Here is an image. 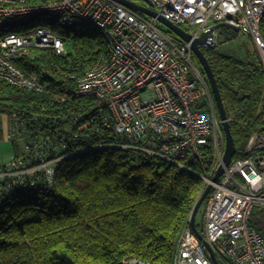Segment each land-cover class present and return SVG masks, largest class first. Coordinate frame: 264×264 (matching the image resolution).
<instances>
[{
    "label": "built area",
    "instance_id": "built-area-1",
    "mask_svg": "<svg viewBox=\"0 0 264 264\" xmlns=\"http://www.w3.org/2000/svg\"><path fill=\"white\" fill-rule=\"evenodd\" d=\"M150 1L147 6L159 16L195 27L188 30L194 37L218 22L237 27L253 37L264 62V0H232L238 10L227 0ZM43 15L52 17H46L47 26L36 22H44ZM56 25L77 32L94 26L106 38L109 54L101 55L81 76L74 75L75 93L56 92L55 101L69 102L72 95L96 97L109 107L116 133L128 140L123 147L145 150L194 173L193 164L203 160L208 144L212 146L214 163L199 175L204 186L198 200L211 185L201 234L219 264H264V232L256 225L264 221V126L251 134L248 156L226 165L220 141L223 121L193 60L191 43L164 31L158 16L146 17L115 0H0V78L22 89L49 90L52 84L42 82V74H27L16 61L37 48L67 54V40L52 29ZM18 113L9 115L8 137L23 145L24 154L0 169V194L20 187L27 178L35 185L40 172L51 180L58 162L77 144L75 137L67 138L68 128L49 135L30 128ZM66 120L76 124L78 117ZM107 121L104 118V124ZM221 166L223 172L214 181ZM190 220L179 236L173 264H216ZM126 263L152 264L138 258Z\"/></svg>",
    "mask_w": 264,
    "mask_h": 264
},
{
    "label": "trees",
    "instance_id": "trees-1",
    "mask_svg": "<svg viewBox=\"0 0 264 264\" xmlns=\"http://www.w3.org/2000/svg\"><path fill=\"white\" fill-rule=\"evenodd\" d=\"M261 30L264 37V18ZM107 48L103 33L93 29L75 32L74 51L65 55L37 48L18 59L27 74H42V82L52 84L46 91L18 88L0 78V111H19L18 119L49 135L68 128L67 138L77 142L51 180L40 172L35 185L27 178L0 194V264H127L131 258L173 264L203 187L199 175L211 168L214 151L205 147L194 173L145 150L123 147L128 140L116 133L109 107L96 97L55 101L56 92L75 93L73 76L84 74ZM202 50L229 119L233 159L246 157L251 134L264 126V65L257 53L244 60L216 46ZM193 60L211 88L194 52ZM72 117H78L76 124L66 120ZM88 120V127H79ZM16 142L13 157L24 154ZM256 225L264 232V221Z\"/></svg>",
    "mask_w": 264,
    "mask_h": 264
},
{
    "label": "rangeland",
    "instance_id": "rangeland-1",
    "mask_svg": "<svg viewBox=\"0 0 264 264\" xmlns=\"http://www.w3.org/2000/svg\"><path fill=\"white\" fill-rule=\"evenodd\" d=\"M135 2H138L140 4H145V5L147 4L148 5V3L146 1H144V0H135ZM140 13L142 15L146 16V17H150V16L145 15L142 12H140ZM42 21H44V22H38V21H36V22L39 24V26L40 25L47 26V23L45 22V21H47V19L46 20L43 19ZM35 23L32 22V23L29 24V26L33 25ZM160 25H161V27H162V29L164 31L173 33L177 38L180 39V37L176 33H174L173 31H171L165 24H163L161 22ZM24 26H26V25H22V26H19V27H24ZM90 28H88L87 31H92L93 30L92 28H94V26H91ZM52 29L56 33L62 35L65 40H67L68 45H70V49H68V51L69 50L70 51H74V37H75V32H77V31L72 30V29H68V28H66L65 26H62V25H56V26L52 27ZM186 29H187V31L188 30H194L195 27H192V28L186 27ZM17 30L21 31L22 29L21 28H17L16 31ZM238 32L235 31L234 29H231V28H228V27H220L216 31L215 41L213 43L214 47L216 46V50L221 52V53L230 54V55H233L235 57H238V58L244 59V60L253 59L254 56H255L254 54H256V53L258 54L259 57H261L259 52H258V49H257L255 43L252 41V39L248 35L241 33L240 30ZM205 48H207V47H203V49H205ZM108 54H109V48H107V52L102 54V55H108ZM220 129H221V132H222L221 135H220L221 146H222V148L224 150V153H225L226 139L223 140V138L225 136V132H224V128H223V122H222V125L220 126ZM9 130H10L9 114H7L6 112L0 111V167L5 165L14 156V153H15L14 152V146H13V140H11L8 137ZM16 143L20 144L19 142H16ZM206 173H204V174H206ZM202 181H203V186H204V180L202 179ZM207 198H208V196L206 197V199L204 200V202L200 206V208H199V210H198V212L196 214V217H195V224H196V226L198 225V226L201 227L202 232H203L204 223H205L204 216H205V206H206ZM195 205H194V207H195ZM190 216H192V213H191ZM257 218H258V216L255 214L253 220L255 221V220H257ZM177 243H178V241H177Z\"/></svg>",
    "mask_w": 264,
    "mask_h": 264
},
{
    "label": "water",
    "instance_id": "water-1",
    "mask_svg": "<svg viewBox=\"0 0 264 264\" xmlns=\"http://www.w3.org/2000/svg\"><path fill=\"white\" fill-rule=\"evenodd\" d=\"M116 1L126 5L128 7L134 8V9L144 13L147 16H150V17L158 16L160 23L162 22L163 24H165L171 31L176 33L180 37V39L191 43L192 49H193L194 53L197 55V57L199 58L202 66L204 68V71L207 75V78L209 80L211 90H212V93L214 96L217 111L219 113L221 120L223 121V128H224L225 139H226L224 161H225L226 165L230 164V162L232 161V159L236 153V146H235L234 138H233V135H232V132L230 129V123L227 120L228 116H227V113H226V110L224 107V103H223V100L221 97V93H220V90L218 87L216 77L214 75V72L211 68V65H210L205 53L203 52L202 48L203 47H214V44L212 43L211 39L214 37L213 31L215 29H218L220 27H228V28L234 29L237 32L239 31V29L233 25L228 24V23H218L215 26L211 27L209 30L202 32V34L200 36L194 37L191 33H189L187 30H185L181 26L172 23L170 20L164 18L163 16H159L158 13L149 6L139 4V3L135 2V0H116ZM144 1H146L149 5H152L150 0H144ZM222 172H223V168L221 166L219 168L217 174L213 177V180L214 181L217 180L218 177L222 174ZM210 189H211V185L207 186L206 190L204 191V193L202 194V196L200 197V199L196 203V205L192 211L190 225H191L193 231L198 235V237L202 241H204V243L206 244L208 250L211 253V256H212L214 262L216 264H219L214 253H213V251H212L211 246L206 242L203 235L198 230V228L195 224L196 214H197L200 206L202 205V203L204 202V200L208 196Z\"/></svg>",
    "mask_w": 264,
    "mask_h": 264
},
{
    "label": "bare ground",
    "instance_id": "bare-ground-1",
    "mask_svg": "<svg viewBox=\"0 0 264 264\" xmlns=\"http://www.w3.org/2000/svg\"><path fill=\"white\" fill-rule=\"evenodd\" d=\"M116 1V0H115ZM118 2V1H117ZM120 3V2H119ZM138 3V2H137ZM226 3L229 5V7L230 8H232V9H234V10H238L239 9V7H238V5L234 2V1H232V0H227L226 1ZM122 4V3H121ZM140 4V3H139ZM124 5V4H123ZM142 5H145V4H142ZM126 6V5H125ZM146 6H147V4H146ZM128 7V6H127ZM51 18L52 19V17L51 16H48V15H43V18L46 20L47 18ZM263 18H264V16H263ZM263 18H262V20H263ZM262 20H260V25L262 26ZM218 23H227V22H218ZM218 23H216V24H218ZM215 24V25H216ZM229 24V23H228ZM214 25V26H215ZM231 25V24H230ZM179 26H181L182 28H184L185 30H186V25H179ZM219 29V28H218ZM218 29H215L213 32H214V36H216V31L218 30ZM246 35H248L251 39H252V41L254 42V39H253V37L250 35V34H246ZM262 37H263V33H262ZM263 40H264V37H263ZM68 44V43H67ZM39 49H44V48H39ZM260 59H261V61H262V63H263V65H264V62H263V60H262V58L260 57ZM97 61V60H96ZM93 65V64H92Z\"/></svg>",
    "mask_w": 264,
    "mask_h": 264
},
{
    "label": "flooded vegetation",
    "instance_id": "flooded-vegetation-1",
    "mask_svg": "<svg viewBox=\"0 0 264 264\" xmlns=\"http://www.w3.org/2000/svg\"><path fill=\"white\" fill-rule=\"evenodd\" d=\"M190 33V32H189Z\"/></svg>",
    "mask_w": 264,
    "mask_h": 264
}]
</instances>
